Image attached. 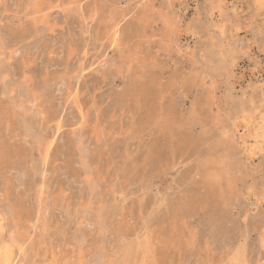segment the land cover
<instances>
[{"label":"rangeland","instance_id":"obj_1","mask_svg":"<svg viewBox=\"0 0 264 264\" xmlns=\"http://www.w3.org/2000/svg\"><path fill=\"white\" fill-rule=\"evenodd\" d=\"M0 264H264V0H0Z\"/></svg>","mask_w":264,"mask_h":264},{"label":"bare ground","instance_id":"obj_2","mask_svg":"<svg viewBox=\"0 0 264 264\" xmlns=\"http://www.w3.org/2000/svg\"><path fill=\"white\" fill-rule=\"evenodd\" d=\"M44 4V3H43ZM143 25V24H142ZM52 144V143H51Z\"/></svg>","mask_w":264,"mask_h":264}]
</instances>
